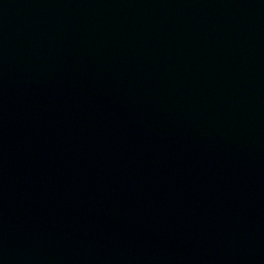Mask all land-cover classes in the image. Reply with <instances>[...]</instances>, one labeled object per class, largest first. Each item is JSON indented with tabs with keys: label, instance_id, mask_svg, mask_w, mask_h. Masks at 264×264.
I'll use <instances>...</instances> for the list:
<instances>
[{
	"label": "water",
	"instance_id": "95a60500",
	"mask_svg": "<svg viewBox=\"0 0 264 264\" xmlns=\"http://www.w3.org/2000/svg\"><path fill=\"white\" fill-rule=\"evenodd\" d=\"M0 264H264V0H0Z\"/></svg>",
	"mask_w": 264,
	"mask_h": 264
}]
</instances>
